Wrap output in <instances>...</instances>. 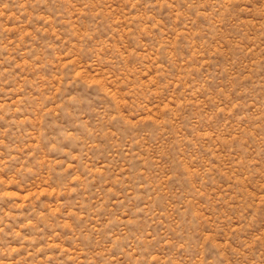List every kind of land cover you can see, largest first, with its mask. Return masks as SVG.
<instances>
[{
	"label": "rangeland",
	"instance_id": "rangeland-1",
	"mask_svg": "<svg viewBox=\"0 0 264 264\" xmlns=\"http://www.w3.org/2000/svg\"><path fill=\"white\" fill-rule=\"evenodd\" d=\"M0 264H264V0H0Z\"/></svg>",
	"mask_w": 264,
	"mask_h": 264
}]
</instances>
